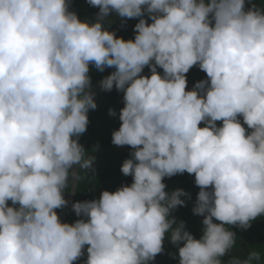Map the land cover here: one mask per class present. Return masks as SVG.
Wrapping results in <instances>:
<instances>
[{
    "label": "trees",
    "instance_id": "obj_1",
    "mask_svg": "<svg viewBox=\"0 0 264 264\" xmlns=\"http://www.w3.org/2000/svg\"><path fill=\"white\" fill-rule=\"evenodd\" d=\"M157 7L148 0H0V104L17 116L30 113L59 146L77 136V200L87 194L88 206L71 210L40 258L75 264L99 256L128 223L121 203L130 195L141 197L143 213L156 208L222 245L230 213L264 201V60L216 49L197 0L150 21ZM206 10L222 44L264 50V0H206ZM0 170V198L18 200L26 212L18 220L16 209L12 229L0 235V246H10L28 239L14 229L40 233L61 213L74 176L1 117ZM156 177L166 179L154 186ZM105 190L121 196L100 207ZM222 201L226 209L203 224ZM233 235L242 253L255 252L264 221Z\"/></svg>",
    "mask_w": 264,
    "mask_h": 264
},
{
    "label": "clouds",
    "instance_id": "obj_2",
    "mask_svg": "<svg viewBox=\"0 0 264 264\" xmlns=\"http://www.w3.org/2000/svg\"><path fill=\"white\" fill-rule=\"evenodd\" d=\"M185 1L186 0H148V3L160 2L161 5L159 9L157 7L156 9L150 12L151 15L149 16L150 21L153 19L157 20L159 15L162 16L166 13L178 9L180 6L184 4ZM205 5H206V0H205ZM216 49L218 48L216 47ZM234 50H238V49H234ZM220 51L223 52L222 50ZM238 51L252 52V53H258V55H264V50L263 51L238 50ZM224 55H226V53H224ZM226 56H230V55H226ZM237 59H243V58H237ZM248 60H255V59H248ZM258 60H264V58ZM258 104L264 106V88ZM2 112H5L6 114L10 115L11 117L17 120L31 123L29 120L30 113H25L22 116H17L11 113L9 110H7L5 107H3L0 104V117L5 122L17 128V130L24 131L28 135H30L27 131L12 123L8 118H6L3 115ZM76 137L77 136L64 137L62 140L64 147L59 146L58 143H56L52 138L51 139L56 143L58 147H60L63 150H66L68 153H70L72 156H74V158H76L79 161L78 154L74 151V149H72V142H75ZM109 142L111 149H113L116 152H120V149H118L113 142H111L110 140ZM150 143L146 149V153L149 149ZM96 147H98V145ZM102 159L103 158L101 157V149H100V162L102 161ZM90 160L93 161L96 165H98L99 157H91ZM189 160H193V159H188L185 161L191 162ZM79 164L81 171L80 161ZM194 169H196V166H194ZM2 174L3 173L0 170V176H2ZM72 176H74V174H72ZM164 177L153 178L152 184L154 186H157L161 180L166 179ZM79 183H80V175H79L76 195L74 196V202H72V205L70 206L69 210L66 212L61 225L57 228V230L53 233V235L52 236L44 235L41 245L38 243V238L42 235L43 231L48 229L52 225V223L58 220L62 215L64 209L66 208L67 198L70 196V194L66 196L65 203L63 205V209L61 213L58 214L49 224V226L46 229H44L42 232L39 233L31 226H28L26 228L18 227L14 229L17 232L22 233V235L28 236V239L25 240L24 242L15 245L0 246V264L7 261L8 263L6 264H55L57 262V260L54 261L51 258H47V257L40 258V257L41 254L43 253V250L53 248L52 238L61 227L63 229L65 224V219L70 214L71 210L75 209L76 206L82 210H85V208L88 206L86 205L87 204L86 193H83L80 196V198L84 199L85 201L79 199L77 200V196L79 192ZM119 196L121 195L119 194L116 195L114 192L110 190H105V194L100 198V200L96 204L99 205L100 207H102L103 205L105 207L111 201L119 199L118 198ZM140 201H141L140 196L130 195L126 199H124L123 202L121 203V205H123L122 207H124L127 211L126 214L128 217V223L125 225L124 229L120 233H118L116 242L113 243V245H111L110 248H105L104 251H102V253L99 256L88 258L83 263H79L77 259L75 264H181L182 260L185 257H199L200 263L205 259L207 261V264H264L263 240H261V243L258 245V249H256L255 252L252 250H246L245 253H242L240 250V244L242 243V240H240V238L235 237L233 235V231L238 227L246 231V228L250 223L264 221L263 200L255 203L245 204L243 206L238 207L236 210L230 213L229 236L224 245L216 241L205 239L202 230H199L197 232L193 230L191 227L188 229L181 228L175 220L162 216L160 212L157 211L156 208L150 212L143 213L140 208ZM167 203L171 207V202L168 201ZM16 209H22L20 214L17 215V219L25 220L26 212L21 202H19L18 200H11L5 194L3 195L2 198H0V235L5 229H12L9 226H12L11 222L13 220V215H16L14 214V211ZM225 209H226V203L222 201L221 210H218L211 214L206 213L203 215V224L210 225L214 223L215 220L218 218V216ZM103 233L104 232H101V235H103ZM19 248L21 250L12 252L10 254H6L7 250L19 249ZM27 256L30 257L24 258Z\"/></svg>",
    "mask_w": 264,
    "mask_h": 264
},
{
    "label": "water",
    "instance_id": "obj_3",
    "mask_svg": "<svg viewBox=\"0 0 264 264\" xmlns=\"http://www.w3.org/2000/svg\"><path fill=\"white\" fill-rule=\"evenodd\" d=\"M198 7H199V13L200 18L202 21V25L204 28V32L207 35L210 42L215 45L218 49L222 50L226 55H230L236 58H243V59H262L264 58V55H258V53H252V52H244V51H238L231 48H228L225 45H222L221 42L215 38V36L212 34L210 30V26L207 19V13H206V5L205 0H197ZM3 115L8 118L12 123H14L16 126L24 129L27 131L33 138H35L40 145L49 152V154L53 158H58L62 162H64L67 167L70 168L72 174H74V188H72L70 196L67 198L66 202V208L64 209L62 215L58 220L52 223V225L43 231L42 235L38 238V243L41 245L43 241V236H52L53 233L57 230V228L61 225L63 218L66 214V212L69 210L70 206L72 205V202H74V196L76 195V190L78 187V180L80 175V164L79 161L74 158L70 153H68L66 150L61 149L56 145V143L49 137V135L44 132L42 129L36 127L32 123L17 120L10 115L6 114L5 112H2ZM21 250L19 249H12L7 250L6 254H10L12 252H16Z\"/></svg>",
    "mask_w": 264,
    "mask_h": 264
},
{
    "label": "rangeland",
    "instance_id": "obj_4",
    "mask_svg": "<svg viewBox=\"0 0 264 264\" xmlns=\"http://www.w3.org/2000/svg\"><path fill=\"white\" fill-rule=\"evenodd\" d=\"M6 263H8V261L7 262H3L2 264H6Z\"/></svg>",
    "mask_w": 264,
    "mask_h": 264
}]
</instances>
